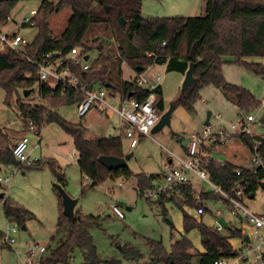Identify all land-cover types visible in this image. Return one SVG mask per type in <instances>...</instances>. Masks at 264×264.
Segmentation results:
<instances>
[{
  "label": "trees",
  "instance_id": "trees-1",
  "mask_svg": "<svg viewBox=\"0 0 264 264\" xmlns=\"http://www.w3.org/2000/svg\"><path fill=\"white\" fill-rule=\"evenodd\" d=\"M16 3L17 0H0V28ZM141 4L142 0H41L38 13L32 19L33 27L38 30L34 41L19 53L10 48L0 53V87L6 92V105L11 106L13 96H18L20 91L39 88L40 99L50 104V109L37 103H24L20 99H17L16 107L26 125L32 122L37 129H41L46 124L56 123L72 137L78 155L77 165L89 183L83 194L108 180L135 178L139 196L144 197V190L162 183L164 174L134 175L128 167L110 171L98 161L100 156L124 157L123 141L120 137L89 140L84 126L71 123L58 114L59 107L77 106L85 95L64 84L39 81L34 75V64L42 61L46 54L57 55L55 60L65 59V67L87 87H106L109 84V91L121 95L122 100L144 101L154 95L155 107L160 114L166 111L162 86L158 85L154 89L140 86L139 77L133 81L115 82L116 70L122 75V66L127 64L141 76L152 66H163L167 72L185 76L190 65L195 64V84L182 92L174 103L190 115H194L195 104L206 86L219 88L226 96L233 97L240 109L239 114H248L262 107L250 91L227 82L223 67L230 62L228 58L234 57L238 65L264 77L263 65L244 61L246 58H264V0H205V15L202 17L153 19L143 17ZM65 9L72 10V16L65 31L55 36L49 19ZM24 27L30 28L26 24ZM74 49L87 55L99 52L100 58L85 71L84 61L79 59L75 63L68 57ZM259 124L264 128V115ZM235 139L250 151L254 141H259L264 152V135L251 137L240 134ZM14 147L10 146L8 140L2 139L0 166L23 167L13 156ZM37 168H42V165ZM51 169L57 182L62 184L64 177L54 163H51ZM208 171L211 181L230 197L235 198L237 191L242 188L245 205L247 200L255 199L258 191H264L262 169L249 170L232 162L222 163L212 158ZM199 198L198 204L191 185L178 186L157 198L156 203L162 208V216L168 224L171 223L165 204L173 202L182 210L184 234L179 240H173L169 249L162 242L149 241L152 259L147 264H215L221 259H231L239 254L231 241L244 240L241 229L233 228L230 224L232 229L226 235L190 213L198 208H204L205 214L211 213L206 206L208 200L222 199L227 208L229 203L213 192L201 191ZM60 200L62 202L61 195ZM0 208L7 221L17 224L21 229L26 226V218L31 215L26 208L5 194L0 198ZM61 208L58 226L66 229L67 238L55 250L48 251L46 248L40 264H70L74 250L84 253L83 264H122L118 260H102L99 256L88 228L99 226L103 221L101 217H85L75 211L74 218L69 219L64 215L63 204ZM194 230L199 233L204 252L196 250L186 238ZM141 257L138 253H131L127 258L137 261ZM262 259L264 261V253Z\"/></svg>",
  "mask_w": 264,
  "mask_h": 264
},
{
  "label": "rangeland",
  "instance_id": "rangeland-1",
  "mask_svg": "<svg viewBox=\"0 0 264 264\" xmlns=\"http://www.w3.org/2000/svg\"><path fill=\"white\" fill-rule=\"evenodd\" d=\"M40 4L41 0H17L10 13L12 21L3 27L2 32L5 34L16 32L28 43H32L38 35V30L34 27L26 28L24 24L27 19L32 18L31 11L38 10ZM141 10L145 19L202 17L205 15V0H142ZM71 16L72 10L65 9L50 17L49 24L55 36L65 31ZM100 54L99 52L90 53L87 63L90 66L95 64ZM228 60L230 62L223 67L227 82L245 88L259 102H262L264 77L257 76L238 65L234 57ZM244 61L248 64L264 66V58H246ZM158 75L161 76L158 82L162 85L165 108L168 110L182 94L185 76L176 72H167L163 66H152L143 73L142 77L155 81ZM137 77V72L124 64L122 75L116 70L114 81H133ZM99 87L100 85L93 86V88ZM17 99L24 103H37L47 109L51 108L50 104L40 99L38 87H35L33 93L27 98L24 97V91H20L18 96H13L12 105L7 106L6 92L0 87V146L2 139L5 138L13 148L25 135L28 138L27 154L31 161H36L33 164H22V168L13 165L0 166V178H10L8 184L0 183V193H4L7 198L26 208L32 215L26 218V230L20 228L17 234H11L16 239L13 249L0 250V264H40L44 257V253L40 252L41 247L48 248V251L55 250L67 238L66 229L58 226L62 214V202L57 186L63 187L72 199L78 201L76 212H80L85 217L93 216L103 219L99 226L88 228L102 260H118L122 264H147L152 259L149 241L162 242L164 247L169 249L173 240H179L183 236L182 210L173 202H167L164 208L168 211L169 218L173 219L172 225L168 224L162 216V208L156 203L157 199L139 196L135 178L108 180L83 194V190L89 183L77 165L78 155L72 137L56 123L46 124L38 129L40 135L29 132V125H26L16 107ZM121 100V95L116 94V97L109 102L113 106H120ZM235 103L233 97L226 96L219 88L206 86L201 90L199 100L195 104L194 115H191L198 123L197 128H191L184 123L182 117L173 114L170 127H165L151 137L138 136L139 142L135 148L130 147V142L124 136L123 122L113 112L102 113L92 110L87 116L80 117L77 106H61L58 108V114L71 123L84 126L86 138L89 140L120 137L123 141L124 153H133V157L128 162V168L134 175H161L168 167L177 166L174 158L176 148L184 154L191 135L203 134L208 112H212V125L220 124L215 120L218 114L222 115V126L227 130L231 124L237 123L240 109ZM248 114L256 117V126L251 125L250 130L256 136L264 135V128L259 124L264 115V106ZM243 115L247 116V114ZM176 120L178 125L175 124ZM178 128H181L179 133ZM212 157L218 162H233L239 167L249 168L251 151L238 140L231 146L214 147ZM51 163L56 165L64 177L62 184L57 182ZM39 165H42V168L38 169ZM193 183L196 198L201 191L213 192V188L205 181L194 178ZM160 184L156 183L155 186ZM115 205H118L124 213L123 219L113 214L112 208ZM206 206L211 213L199 216L194 210L190 212L191 215L203 220L209 227H218V219L222 217L233 228L241 229L246 236L251 234L244 222L230 215L222 199L208 200ZM245 206L251 211H262L264 191H258L255 199L247 200ZM8 225L13 227L17 224L7 221L3 209L0 208L1 234L7 232ZM222 233L227 235L228 231L225 230ZM186 238L200 252L203 247L198 231L188 233ZM231 242L236 251L243 247L241 239H233ZM248 246L250 252L248 253V250L244 248L242 253L248 262L241 260L240 264H255L256 258L264 253V246L261 251L256 249L257 242L253 237H250ZM131 253H138L142 257L137 261L130 260L127 257ZM46 255L48 256L49 252ZM84 261V253L74 250L70 264H83Z\"/></svg>",
  "mask_w": 264,
  "mask_h": 264
},
{
  "label": "built area",
  "instance_id": "built-area-1",
  "mask_svg": "<svg viewBox=\"0 0 264 264\" xmlns=\"http://www.w3.org/2000/svg\"><path fill=\"white\" fill-rule=\"evenodd\" d=\"M37 13L38 10H32V18L27 19L25 24L32 28L34 26L32 19ZM11 21L12 19L9 16L5 24L0 28V53L5 52L8 48L19 53L29 44L28 41L18 33L5 34L2 32L3 27L8 25ZM68 57L75 63L81 59L85 63L83 69L85 71L90 69V65L87 63L88 60L85 61L86 57L89 59V55L84 52L74 49ZM66 62L65 59L55 60L54 55L46 54L42 61L34 64L36 67L34 75L41 83L51 82L54 85L64 84L74 88L78 93L84 94V100L77 105L80 117L87 116L92 110H97L102 113H108L110 111L117 114L123 122L124 136L130 142L131 148H135L138 145V136H152L154 128L158 125L163 115L160 114L155 107L156 100L154 95H150L144 101L134 99L121 100L120 106H113L109 101L115 98L116 94L109 91L107 87H87V85L83 84L69 68L65 67ZM160 79V75L157 76L155 81L146 78L143 79L141 75L139 76V85L154 89L158 86V81ZM261 105L264 106V99ZM243 114L245 113L239 115L237 123L230 125L229 130L222 126L223 117L218 114L215 116V120L220 123L219 125L215 126L211 124L209 127H205L202 135L197 133L192 134L185 153L180 157L174 156L177 166L168 167L165 170L162 183L153 188L144 190L143 196L148 199H157L162 193L170 191L178 186L192 185L194 178L205 181L213 188V193L221 195V197L229 203L228 210L230 215L234 218L242 219L245 222L250 229L251 234L249 236L255 238L257 242L256 249L261 251V248L264 246V208L260 213L251 211L244 204L245 194L242 188L237 191L235 198L230 197L220 186L215 185L211 181L208 171L209 163L212 160L209 148L216 145H230L235 137L240 134L249 135L251 137L255 136V133L250 130V127L251 125L256 126V117L252 114H247L245 117ZM28 131L40 135V131H38L37 127L32 122L29 123ZM27 152L28 138L25 136L15 145L13 156L20 164H33L36 162L30 160ZM248 169L264 170V152L262 144L259 141H254L253 149L251 150L250 167ZM9 181V177L5 179L0 178L1 184H8ZM196 201L200 203V198L197 197ZM112 212L116 217L120 219L124 218V213L118 205L113 206ZM197 213L199 216H204V208H198ZM217 228L221 232L225 231L219 224ZM19 229L17 225L13 227L8 225L7 232L0 235V250L13 249L16 244V239L11 234H17ZM248 245L249 243H246L243 248L238 250L239 254L236 257L221 259L215 264H240L241 260L248 262V259L242 255L244 248L248 250V253L250 252ZM45 250V247L40 248L41 253H44ZM262 255L263 253L256 258L255 264H264Z\"/></svg>",
  "mask_w": 264,
  "mask_h": 264
},
{
  "label": "water",
  "instance_id": "water-1",
  "mask_svg": "<svg viewBox=\"0 0 264 264\" xmlns=\"http://www.w3.org/2000/svg\"><path fill=\"white\" fill-rule=\"evenodd\" d=\"M121 22H123V20H121ZM54 56H57V55H54ZM87 60H88V57H86L85 61H87ZM195 68H196L195 64H191L190 65V68H189V70L187 71V73L185 75V80H184V83H183L182 92H185L186 90H188L190 87H192L195 84V82H196V79L194 77ZM106 87L110 88V85L107 84ZM32 93H33V90H26V91H24V97L27 98ZM176 108H177L176 105L172 104L170 106V108L163 113L158 125L153 130V134H157L161 130H163L165 127H170L171 126L172 116H173L174 112L176 111ZM211 118H212V112H208L206 120L204 122V127H209L211 125ZM132 157H133V153L126 154L122 158H118V157H114V156H100L98 158V161L104 167H106L108 170L112 171V170H118V169H122V168H127L128 167V162L130 161V159ZM58 189H59L60 195L62 197L64 215L67 218H69V219H73L74 216H75V209H76V206L78 204V201L75 200V199H72L65 192L63 187L58 186ZM3 196H4V194L1 193L0 194V198H2ZM168 220L172 224V222H173L172 218H169ZM218 224L221 225L223 227V229L226 230V231H231V229H232L230 227V225L222 217L218 219ZM22 229L26 230V227H23ZM244 242L250 243V239H249L248 236L244 237Z\"/></svg>",
  "mask_w": 264,
  "mask_h": 264
},
{
  "label": "crops",
  "instance_id": "crops-1",
  "mask_svg": "<svg viewBox=\"0 0 264 264\" xmlns=\"http://www.w3.org/2000/svg\"><path fill=\"white\" fill-rule=\"evenodd\" d=\"M16 33V32H15ZM22 36V35H21ZM139 77V76H138ZM137 77V78H138ZM158 85H161L159 82H158ZM162 86V85H161ZM174 115H177L178 117L180 116V117H182V119L184 120V123H186L187 125H189V126H191V128H197L198 127V123L191 117V115L184 109V108H182V107H177L176 108V111L174 112ZM172 119H173V116H172ZM176 123V125H178V121L176 120L175 121ZM171 123H172V120H171ZM180 125V124H179ZM179 127V126H178ZM180 129L181 128H178L177 129V132L179 133L180 132ZM115 136H112V137H110V138H114ZM178 141H180V139L178 140ZM236 141H238L237 139H234L233 141H232V143L229 145V146H231V145H233V143L234 142H236ZM216 146H218V145H216ZM216 146H214V147H216ZM214 147L211 149V151H210V154H211V156H212V154H213V149H214ZM177 150H176V156H182L183 154H181V151L178 149V148H176ZM186 150V149H185ZM213 158V157H212ZM233 163V162H232ZM192 186V188L194 189V183L191 185ZM253 212H255V213H260L261 211H253ZM236 218V217H235ZM239 219V218H238ZM240 221H241V219H240ZM241 222H244L243 220L241 221ZM244 224H245V222H244ZM243 235H245L244 237H246V234H244L243 233ZM249 237V236H248ZM201 239V238H200ZM242 241V245L244 246V240H241ZM246 243V242H245ZM241 248H243V247H241ZM240 248V249H241ZM200 252H204V249L202 248L201 250H200Z\"/></svg>",
  "mask_w": 264,
  "mask_h": 264
}]
</instances>
